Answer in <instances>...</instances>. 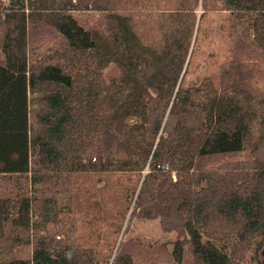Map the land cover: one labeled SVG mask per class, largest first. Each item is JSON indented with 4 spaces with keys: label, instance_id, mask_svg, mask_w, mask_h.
I'll list each match as a JSON object with an SVG mask.
<instances>
[{
    "label": "trees",
    "instance_id": "trees-1",
    "mask_svg": "<svg viewBox=\"0 0 264 264\" xmlns=\"http://www.w3.org/2000/svg\"><path fill=\"white\" fill-rule=\"evenodd\" d=\"M5 176L0 264H262L264 0H0Z\"/></svg>",
    "mask_w": 264,
    "mask_h": 264
},
{
    "label": "rangeland",
    "instance_id": "rangeland-1",
    "mask_svg": "<svg viewBox=\"0 0 264 264\" xmlns=\"http://www.w3.org/2000/svg\"><path fill=\"white\" fill-rule=\"evenodd\" d=\"M210 23H211L210 27L212 29L215 28L219 23V16L216 14H213L212 18L210 19ZM210 49H211L210 47L209 48L205 46L202 47V52L200 53V56H199V64H200L199 71L194 75L187 76V79H186L187 82L191 83L194 81V79H196L195 76L197 75L201 76L202 74L206 73L205 67L202 68V66L205 63V57L210 52ZM15 187L16 186L14 184V181L11 180L10 177L5 176L3 178L2 177L0 178V193L1 194L9 195L10 192ZM133 231L135 233H140L147 238L152 237V236H157L161 233L156 220L137 221L136 223H134ZM259 259H260V262L264 264V247L262 251L260 252Z\"/></svg>",
    "mask_w": 264,
    "mask_h": 264
}]
</instances>
